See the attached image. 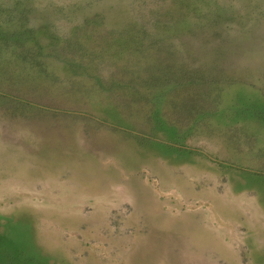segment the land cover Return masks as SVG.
<instances>
[{"label": "rangeland", "instance_id": "374dc122", "mask_svg": "<svg viewBox=\"0 0 264 264\" xmlns=\"http://www.w3.org/2000/svg\"><path fill=\"white\" fill-rule=\"evenodd\" d=\"M194 3L0 0V264H264V69L236 55L224 76L206 73L185 48L202 31L180 16L236 36L241 14L264 35V0ZM29 28L71 68L101 59L107 88H131L146 109L59 108L51 80H39V110L15 102L4 34ZM64 55L50 62L63 78Z\"/></svg>", "mask_w": 264, "mask_h": 264}, {"label": "trees", "instance_id": "16d2710c", "mask_svg": "<svg viewBox=\"0 0 264 264\" xmlns=\"http://www.w3.org/2000/svg\"><path fill=\"white\" fill-rule=\"evenodd\" d=\"M187 1H192V3L195 2L194 4H196L197 2V0ZM197 9L199 15H204L205 13H207V8L206 10H203V8L201 7ZM238 14L239 13L237 12L235 16ZM180 16L185 19L184 25L186 26L184 27L186 29L194 28L195 30L202 31V33H199L197 35V38L193 37L194 43L188 45L187 42L185 48L195 47L199 49L200 57L196 60V62L202 64L200 65V67L204 69L206 73H210V71H212L217 75L224 76L223 62L227 61L228 59L234 62V57L236 55L241 57L238 61L236 60L237 64L244 62V65L248 70H258V68H260L259 65H262L261 67L262 69H264V35L260 33L258 34V32L256 33L253 27L249 28L247 26V22L249 21H245L244 18V20L241 19L243 15L240 14L239 18H237L239 24L235 26L239 27V29L241 30L237 32L236 36H232L228 32H225V30H227L225 26H221L220 28L213 27L211 28L212 31L205 30V28H203L204 23L196 24L194 21L190 22L188 14L186 12H183L182 14H180ZM247 16V20H250L248 18H251V15L248 14ZM174 19H179L180 21V17ZM217 19L218 18H216V20ZM173 22H171V24ZM171 24H168V26ZM256 26L257 25H255L254 28H256ZM28 31L32 34H29ZM206 32H209V35H207ZM19 35L20 36L16 35L17 41L13 42V38H10L9 35L4 34V45L6 47H10L11 50H13L12 52H14L18 56L17 63L24 67V69H29V67H31L29 70L30 74L28 73L29 75H35L34 78H37L42 82H45L47 80L55 81L56 90L55 92L51 90L53 94H51L50 97H52L51 101L52 99L55 100V105L57 107L68 110L72 108L71 110H76L77 112H83L84 110H86L91 113L92 111L93 114L94 111L103 110V112L108 113V117L113 118V116L118 115V111L121 109H124L127 112H132V107L136 105L137 108L139 103L142 105L138 106V109L145 110L147 104L150 102V100L141 99L139 95L137 96L138 92L132 90L131 88L124 89V87H117V89L114 86L107 88L109 82L107 84H105V82H102V79L99 78L100 75L98 73H94L98 78H96L94 74L92 75L93 72L88 77L83 76L84 71L86 70L87 72L89 68L88 66L83 67L85 65V62H82L81 64L83 67L82 70H77L74 66L71 68L72 63L73 65L76 63V60L74 59L75 57L59 53L54 48V46H52L53 49H47L43 41L37 38V36L35 37L36 34L34 30L29 28L26 29V31H24L23 33H19ZM23 37L25 38L23 39ZM28 39H33L34 42L28 43ZM15 48H17V51H15ZM59 55H64L68 59L66 60L67 64L65 65V70H70L68 71L70 72V75L66 74L64 78L58 73L56 68H54V66H51L50 64V62L53 61V58H55V56L57 58V56ZM191 60L192 62H195V60ZM86 61H88V59ZM90 61L92 64H95L92 62V59ZM101 66L103 67L102 60L98 59L97 64H95L94 67L90 66V68L98 69L101 68ZM127 71L124 72L127 73ZM119 75H124V73L118 71V76ZM124 80L125 77H122L120 80L116 79V81L122 84L125 82ZM128 82L129 81H126V83ZM126 83H124L123 86L129 85ZM83 88H86V90L83 91ZM104 88L108 90L111 89L113 93L112 98L103 96L102 92H104ZM92 93H96V95H92ZM133 97H135V100L133 99ZM120 99L122 108H115L120 106ZM57 109H55V111H57ZM154 113L157 116V114L160 113V109H158ZM119 117L121 116L119 115ZM119 122H121V120H119ZM5 242L6 240L4 238V243ZM5 263L8 262L4 258V264Z\"/></svg>", "mask_w": 264, "mask_h": 264}, {"label": "crops", "instance_id": "0c3cea01", "mask_svg": "<svg viewBox=\"0 0 264 264\" xmlns=\"http://www.w3.org/2000/svg\"><path fill=\"white\" fill-rule=\"evenodd\" d=\"M12 51L13 50H11L10 47H6L4 45V93H6L8 95V97H11L15 102L23 99V100H25V102H28L27 105H30L32 107L34 105V107L36 106L37 110H39L41 105L39 104V101H37V102L35 101V96H36V99L39 100L40 96H41V91H42V89L45 88V86L40 87V81L37 78H34L35 75H33V76L29 75L30 74L29 70L31 67H29V69H24V67H22L20 64L17 63L18 56ZM102 65H103V67L101 66L102 69H104L105 66L108 67L104 63H102ZM90 66L94 67L95 64L91 63L88 65V67H89L87 70L88 74L90 75L92 72H93V74L96 73L95 68H90ZM2 69H3V65H2ZM0 70H1V68H0ZM32 70H33V68H32ZM104 74L102 73V75H100L102 82H104L103 81L104 80ZM107 75H108V73H107ZM29 76H31V77H29ZM95 77L98 78L97 75H95ZM27 79L29 80L28 83H30L29 85H31V86H27L28 84L27 85L24 84ZM45 84H46V82H45ZM34 87H38L39 89L37 90ZM28 89H30V90H28ZM47 91L50 92L51 90H47ZM15 107L13 106L14 109H9L8 106L5 107V105H4V115L15 114V113H12V112H15L16 109H18V108L15 109ZM8 112H10V113H8ZM30 116H31L32 120L34 121L35 115L30 114ZM30 127L35 128V124L30 125ZM25 163H27V162H25ZM27 164L32 165L31 163H27ZM14 172L19 174L17 171H14ZM5 174H6V172L4 171V179H5Z\"/></svg>", "mask_w": 264, "mask_h": 264}]
</instances>
